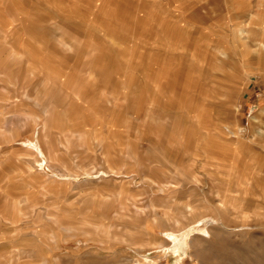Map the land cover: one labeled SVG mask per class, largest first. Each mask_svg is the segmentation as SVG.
Returning <instances> with one entry per match:
<instances>
[{
	"label": "rangeland",
	"instance_id": "1",
	"mask_svg": "<svg viewBox=\"0 0 264 264\" xmlns=\"http://www.w3.org/2000/svg\"><path fill=\"white\" fill-rule=\"evenodd\" d=\"M95 1H105L106 7H95L93 10V38L86 40L85 19H82V23L71 22L62 26L66 28V34L63 33L62 42L58 41L62 49L55 50L56 54L53 52L54 41L46 38L44 76H50L58 66L69 70L68 76L72 82L86 90L82 93L86 92L90 98L91 103L85 105L88 108L93 103L97 105L95 114L108 97L119 93L123 99L121 102L116 100L118 107L121 109L125 106L126 109L120 116H147L152 107V113L159 120L164 116L169 124L195 135L201 133L203 127L210 129L219 122L223 140L231 138L230 131L245 128V106L251 96V89L248 88L251 79H264V72L252 71V60L261 64L264 57V38L261 37L264 33V0H221L224 6L221 15V10L217 13L210 9L213 0H206L205 9L200 7L205 0ZM74 12L86 17L84 9L77 8ZM71 37L81 40L73 42ZM117 43H120V49L115 46ZM134 52L136 56H133ZM214 81L227 87L213 88ZM75 84L70 89H74ZM134 84L141 90L138 109L133 103ZM69 85L66 82L64 88ZM85 86L91 88L85 89ZM31 89L28 91L34 93V89ZM260 89L254 91H264ZM49 90L61 100L58 89L50 87ZM32 96H23L26 103L18 106L23 108L22 112H35L38 109L34 103H30L33 102L30 99ZM231 96L237 107L221 104L228 102ZM41 97H46L45 92L42 91ZM17 100L19 97L15 98ZM216 108L217 117L213 113ZM253 116V126L263 128L262 120L256 119V111ZM204 118L206 126H203ZM16 121L14 125L18 128L26 125L20 118ZM54 124V121L51 124L47 122V125H52L49 128H53ZM84 128L81 126V129ZM262 136L263 133H256L254 138L260 141ZM238 145L241 151L238 152L239 156H244V141ZM248 166L239 161L235 166L238 167V180H241L239 192L234 195L236 199L229 198V195L226 199L222 193L220 211L213 208L212 200H207V232L198 233L206 230L195 227L193 229L198 232L190 234L186 231L187 225L200 219L198 213L204 212L194 206L191 207L190 216L186 217L173 216V212L168 216L162 213L157 217L144 218L136 211L118 209L121 200L118 190L121 185L102 186V177L96 179L100 183L94 184L91 190L90 186L85 190L71 185L70 181H57L54 184L46 177H33L31 174L27 177L19 167L0 169V264H35L44 259H48L49 264H264V199H259L258 194L262 187L259 182L264 180V162L256 160L254 168L250 167V170ZM220 171L223 173L221 179L224 190L229 173L235 170L222 165ZM53 173L59 175L56 169ZM247 176L250 179L248 186L241 184ZM82 177L87 178L84 175ZM204 179L212 181L214 177L209 175L200 178L202 181ZM23 182L31 183L26 185ZM71 186L75 191L72 194ZM40 188L45 193H41ZM105 192L107 196L103 202L100 197ZM88 194L94 196V202L82 201ZM182 197L181 193H175L172 197L174 204ZM136 199L140 203L145 201L139 194ZM230 202L236 208H229ZM29 204L35 206L33 212L26 216L19 214L26 211L25 207ZM50 205L57 208V219L53 221L48 215L52 208ZM83 218L91 219L93 224L101 226L95 238L89 237L88 232L84 233L82 228L86 225L81 224ZM153 219L158 221L161 228L164 227L163 230L169 221L175 225L174 233L169 236L172 243L169 242L167 248L166 239L158 246L155 244L156 236L147 231L148 227L158 229ZM65 227H72V231L65 230ZM134 228L136 230H133L132 239L113 233L114 230L120 232ZM35 231L43 236L36 235ZM51 233L56 237L55 245L49 244L44 237ZM142 237V241H137ZM160 242L158 240L157 244ZM17 250H33L35 253L31 257L20 255L16 262L12 255Z\"/></svg>",
	"mask_w": 264,
	"mask_h": 264
},
{
	"label": "crops",
	"instance_id": "2",
	"mask_svg": "<svg viewBox=\"0 0 264 264\" xmlns=\"http://www.w3.org/2000/svg\"><path fill=\"white\" fill-rule=\"evenodd\" d=\"M213 1L210 9L217 13L221 10L220 15L224 13L223 1ZM206 6L205 0L200 7L205 9ZM95 7L103 9L106 7L105 1L99 3L95 0H0V169L19 167L29 177L28 168L33 167L43 173L38 174V177H46L54 184L57 181H70L71 185L85 190H88L89 186L91 190L94 184L100 183L96 179L102 177L100 183L102 186L121 185L118 190V196L121 198L117 205L118 209L136 211L144 218L157 217L162 213L168 216L173 212V216L186 217L190 216L193 210L191 207L194 206L204 212L198 213L200 219L187 225L186 231L190 234L193 231L198 232L193 228L202 227L206 231L198 233H205L207 232L205 224L209 221L206 218L209 216L206 213V201L212 200L213 208L220 211L223 194L226 199L227 195L232 199L239 192L241 180H238V167H235L238 161L249 165V170L250 167L254 168L256 160L264 162V91H254L260 88L264 90V79H251L248 87L251 89V96L245 106L246 126L237 128L235 132L230 131L231 138L228 140L222 139L219 122L214 123L210 129L203 127L201 133L197 135L188 134L185 129L180 130L174 124H169L164 116V120L163 118L159 120L158 116L152 113V107L147 116H120L126 109L125 106L121 109L118 107L116 100L121 102L123 99L119 93L108 97L105 104H102L103 107L95 114L97 105L90 104V108L85 105L91 103L90 98L86 92L82 93L86 90L78 88V84L72 82L68 76L69 70L58 66L50 76H47L48 79L44 76L46 70L43 68L47 49L46 38L54 41L53 52L56 54L55 50L62 49L58 41L62 42V35L66 34V28L62 27L66 23H82L84 21L82 19H85L88 35L86 40L94 37L92 16ZM77 8L84 9L86 17L74 12ZM261 37L264 38V33ZM70 40L74 42L81 38L71 37ZM74 45L77 46V43ZM115 46L120 49V43ZM70 47L73 48L72 45ZM133 56H136V52ZM252 64V71L264 72V57L261 64L255 62V59L252 60ZM66 82L70 83L68 88H64ZM74 84V89H70ZM50 87L58 89L61 100L50 93ZM212 87L227 86L214 81ZM30 88L34 89V93L28 91ZM87 88L91 87L85 86V89ZM15 89L23 92L19 93L20 91H14ZM42 91L46 95L44 99L41 97ZM140 91V87L137 88L134 84L133 103L137 109ZM29 94L33 95L30 98L33 102L30 103H34L38 109L35 112H22L23 108L18 106L26 103L23 96L28 98ZM18 97L19 100L16 102L15 98ZM212 104L214 102L207 105ZM217 104L219 105V102ZM221 104H232L237 107L233 96L228 102ZM255 111L258 114L256 119L263 122L261 129L253 126ZM213 113L217 117V108ZM18 118L26 124L24 127L22 125V128H18L14 125ZM217 119L215 118V121ZM51 121L55 122L53 128H49L52 125H47V122L51 124ZM203 122V126H206L205 118ZM66 126L69 128L66 129ZM81 126L85 128L81 129ZM256 133L258 135L263 133L260 141L255 140ZM243 141L246 146L245 155L239 156L241 151L238 150V144ZM222 165L235 170L228 175L229 180L225 184L227 187H224L226 190L222 188L223 173L220 171ZM55 169L59 175L53 173ZM95 174L99 175L93 178ZM82 175L87 178H83ZM209 175L214 177L212 181L200 180ZM249 180L247 176L241 184L248 186ZM259 184L262 185L258 193L259 199H264V180ZM252 186L254 187V180ZM108 190L110 193V189ZM72 191L75 192L71 186L70 194ZM175 193L183 195L176 204L172 199ZM138 194L141 199H145L143 203L137 201ZM106 196L105 192L101 194L100 199L105 201ZM93 200L95 198L90 194L82 198V201L86 202ZM231 207L236 208L234 203L230 202L229 208ZM179 211L181 212L177 214ZM204 218L206 220H202ZM156 223L158 224V221L155 222L153 219V224L158 229L150 227L146 229L156 236V245H162V240L166 239L167 248L172 241L169 236L174 233L175 225L169 221L163 230ZM157 233L163 235L158 236ZM158 240L161 241L159 244ZM187 242L188 238L186 245ZM160 250L162 251L161 248Z\"/></svg>",
	"mask_w": 264,
	"mask_h": 264
},
{
	"label": "bare ground",
	"instance_id": "3",
	"mask_svg": "<svg viewBox=\"0 0 264 264\" xmlns=\"http://www.w3.org/2000/svg\"><path fill=\"white\" fill-rule=\"evenodd\" d=\"M3 39V38H2ZM31 86V85H30ZM80 94V93H79ZM147 96V95H146ZM70 102V101H69ZM68 105V104H67ZM70 106V105H69ZM67 107V106H66ZM147 111V110H146ZM84 113V112H83ZM145 114H146V112H145ZM73 133V132H72ZM69 137V136H68ZM72 137H73V135H72ZM138 137V136H137ZM73 139V138H72ZM87 140V139H86ZM52 143V142H51ZM58 148V147H57ZM59 150V149H58ZM57 150V151H58ZM64 154V153H63ZM58 156V155H57ZM60 156V155H59ZM65 158V157H64ZM134 159V158H133ZM4 164V163H3ZM33 166V165H32ZM62 168V167H61ZM131 169V168H130ZM157 169V168H156ZM28 170H29V173L30 174H33V176H35V175H38V174H41V175H43V173L41 172V171H36L33 167H30V168H28ZM70 170V169H69ZM72 170V169H71ZM74 170V169H73ZM158 171V170H157ZM161 172V171H160ZM68 173V172H67ZM157 174V173H156ZM50 180V179H49ZM163 180V179H162ZM172 184V183H171ZM26 185H28L27 183H26ZM223 185V184H222ZM224 187V186H223ZM40 190H41V193H45V191L44 190H42L41 188H40ZM224 190H226V189H224ZM6 192H8L7 190H6ZM40 193V192H39ZM45 196V195H44ZM103 197V196H102ZM112 199V198H111ZM26 200V199H25ZM94 202V201H93ZM104 202V201H103ZM119 202V201H118ZM1 207H2V205H0ZM51 206V205H50ZM52 207V206H51ZM5 208V207H4ZM34 208H35V206L34 205H28L27 207H25V209H26V211H21V213L19 212V214H21V215H23V216H26V215H28V214H31L32 212H33V210H34ZM244 208V207H243ZM102 209V208H101ZM50 210V209H49ZM60 213V212H59ZM81 214V213H80ZM84 214V213H83ZM39 215V214H38ZM48 215H49V219L50 220H55V219H57V208L54 206V207H52L51 208V210L49 211V213H48ZM87 215H88V213H87ZM12 216V215H11ZM89 216V215H88ZM59 217V216H58ZM101 217V216H100ZM89 218V217H88ZM96 219H99V218H96ZM73 221V220H72ZM211 221H213V220H211ZM99 222V221H98ZM109 222V221H108ZM63 224V223H62ZM81 224L82 225H86V226H88V225H90V227H86V226H84L85 228H82L85 232L84 233H87L88 232V236L89 237H91V238H95V234H97V231H100L101 230V226L99 225H95V224H93L92 223V221H91V219H85V218H83V220H82V222H81ZM93 225V226H92ZM55 226V225H54ZM113 226V225H112ZM32 227V226H31ZM40 227V226H39ZM56 227V226H55ZM23 228V227H22ZM33 228V227H32ZM80 228V227H79ZM164 228V227H163ZM33 230V229H32ZM65 230H67V231H69V230H71L72 231V227H65ZM133 230H136L135 228L134 229H123V230H120V232L118 231V230H114L113 231V233H114V235L115 236H118V237H125V235H126V237L127 238H129V239H132L133 237H132V233H133ZM31 231V230H30ZM118 232L119 233H121L120 234V236H119V234H118ZM35 233H36V235L38 234L39 236H43V235H41L38 231H35ZM6 235V234H5ZM45 237V239H46V241H48L49 242V244H57L56 242H57V240H56V237H55V235L53 234V233H51V234H48V235H46V236H44ZM31 238H32V236H31ZM28 239V238H27ZM43 239V238H42ZM15 240V239H14ZM13 240V241H14ZM22 240V239H21ZM143 240V237L141 238V239H139V240H137V241H142ZM24 241V240H23ZM26 241V240H25ZM38 241V240H37ZM36 240H35V242H37ZM41 241V240H40ZM39 241V242H40ZM7 242V241H6ZM9 243H11V242H9ZM15 243H16V241H15ZM20 242H18V244H19ZM17 244V243H16ZM162 244V243H161ZM194 244V243H193ZM14 245V244H13ZM30 245H31V243H30ZM30 245H29V247H30ZM139 245V244H138ZM17 246H20V245H17ZM6 247V246H5ZM22 247V246H21ZM32 247V246H31ZM17 248H19V247H17ZM62 248V247H61ZM78 248V247H77ZM10 252V251H9ZM34 251L33 250H28V251H23V252H19V250H17V251H15V252H13V255H12V258H13V260L14 261H16L17 262V260L19 259V257H20V255H25V256H33L34 255ZM33 259V258H32ZM41 259H42V257H41ZM59 259V258H58ZM29 260H31V259H29ZM34 260V259H33ZM36 260V259H35ZM39 260V259H38ZM23 262V261H22ZM60 262V261H59ZM21 263V262H20ZM35 264H49L50 262H49V260L48 259H44V260H41V261H37V262H34Z\"/></svg>",
	"mask_w": 264,
	"mask_h": 264
}]
</instances>
